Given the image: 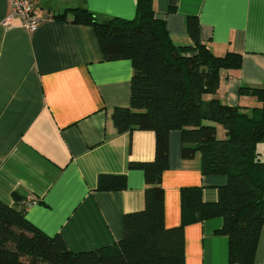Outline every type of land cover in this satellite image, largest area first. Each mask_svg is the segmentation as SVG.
Returning <instances> with one entry per match:
<instances>
[{"label":"crops","instance_id":"0c3cea01","mask_svg":"<svg viewBox=\"0 0 264 264\" xmlns=\"http://www.w3.org/2000/svg\"><path fill=\"white\" fill-rule=\"evenodd\" d=\"M137 3L40 0L41 10L52 17L27 31L19 20L1 24L11 0H0V199L25 209L28 220L48 235L62 234L72 251L118 242L125 233V215L145 208L144 171L129 165L154 160L156 133L139 128L120 132L114 124V109L131 104L132 61L107 60L94 25L74 22L70 12L56 16L85 7L101 22L132 19ZM153 3L176 45L195 46L187 18L196 16L200 40L214 54L242 56L240 68L221 71L218 91L205 100L218 98L247 111L261 106L241 89L264 87V0ZM215 125L223 138V126ZM181 150V131L173 130L162 182L167 227L181 224L182 187H202L204 201L215 202L228 182L225 175L202 173L200 153L184 159ZM258 151L264 158V142ZM102 174H126L128 187L100 190ZM223 224L222 217H214L186 226V264H232L229 238L218 232ZM255 264H264V227Z\"/></svg>","mask_w":264,"mask_h":264},{"label":"trees","instance_id":"16d2710c","mask_svg":"<svg viewBox=\"0 0 264 264\" xmlns=\"http://www.w3.org/2000/svg\"><path fill=\"white\" fill-rule=\"evenodd\" d=\"M69 12L74 22L94 25L107 60L132 61L131 104L116 107L112 118L120 132L139 128L156 133L154 160L129 165L144 171L145 208L125 215V233L118 242L72 251L62 234L48 235L28 220L25 209L0 199V264H186V226L214 217L224 219L218 232L229 238L230 263L255 264L264 227V158L258 151L264 142V87L241 89L261 102L250 111L204 98L218 91L223 69L241 67L242 56L214 54L200 40L196 16L187 18L195 46L176 45L165 20L156 16L153 0H138L132 19L101 22L85 7L68 8L56 17ZM215 123L223 126V138ZM173 130L181 131L184 159L200 153L202 173L225 175L228 182L215 202L204 201L202 187H182L181 224L167 227L162 182ZM127 187L126 174H102L98 180L100 190Z\"/></svg>","mask_w":264,"mask_h":264},{"label":"built area","instance_id":"2783aa9c","mask_svg":"<svg viewBox=\"0 0 264 264\" xmlns=\"http://www.w3.org/2000/svg\"><path fill=\"white\" fill-rule=\"evenodd\" d=\"M39 3L40 0H11V11L1 24L7 27L19 20L25 30H35L42 21L52 17L48 11L41 10Z\"/></svg>","mask_w":264,"mask_h":264},{"label":"rangeland","instance_id":"374dc122","mask_svg":"<svg viewBox=\"0 0 264 264\" xmlns=\"http://www.w3.org/2000/svg\"><path fill=\"white\" fill-rule=\"evenodd\" d=\"M221 129H223V128H221ZM223 131V130H222Z\"/></svg>","mask_w":264,"mask_h":264}]
</instances>
